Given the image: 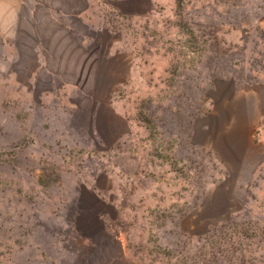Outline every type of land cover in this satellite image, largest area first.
<instances>
[{"label": "rangeland", "instance_id": "obj_1", "mask_svg": "<svg viewBox=\"0 0 264 264\" xmlns=\"http://www.w3.org/2000/svg\"><path fill=\"white\" fill-rule=\"evenodd\" d=\"M44 2L0 0V264H264V0Z\"/></svg>", "mask_w": 264, "mask_h": 264}, {"label": "crops", "instance_id": "obj_2", "mask_svg": "<svg viewBox=\"0 0 264 264\" xmlns=\"http://www.w3.org/2000/svg\"><path fill=\"white\" fill-rule=\"evenodd\" d=\"M44 4L41 5L42 6V11L46 12V14H44L45 16H50L52 14H50L51 12H58L60 11V3L61 0H44ZM59 9V10H58ZM33 11V9H32Z\"/></svg>", "mask_w": 264, "mask_h": 264}]
</instances>
